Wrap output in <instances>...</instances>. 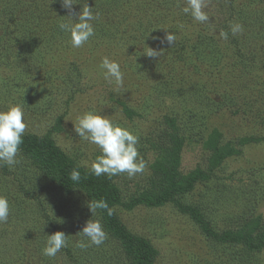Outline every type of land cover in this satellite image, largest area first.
I'll use <instances>...</instances> for the list:
<instances>
[{"label":"rangeland","instance_id":"1","mask_svg":"<svg viewBox=\"0 0 264 264\" xmlns=\"http://www.w3.org/2000/svg\"><path fill=\"white\" fill-rule=\"evenodd\" d=\"M76 2L77 12L86 3L100 13L80 48L57 27L69 15L60 0H0V110L21 106L24 135L49 137L88 172L101 153L75 133L78 116L100 114L138 136L146 170L109 177L120 194L111 208L149 242L152 264H264V246L247 244L264 231V0H208L210 24L185 15L186 0ZM154 16L156 27L147 21ZM237 22L242 33L219 38ZM166 32L172 45L161 42ZM147 47L159 55L146 56ZM105 57L120 64L119 91L103 78ZM18 159L0 166L10 204L0 264H130L101 215L91 216L85 191L65 192L21 150ZM168 174L177 203L157 198ZM89 219H100L108 238L82 250ZM56 231L68 244L49 258L41 250Z\"/></svg>","mask_w":264,"mask_h":264},{"label":"clouds","instance_id":"2","mask_svg":"<svg viewBox=\"0 0 264 264\" xmlns=\"http://www.w3.org/2000/svg\"><path fill=\"white\" fill-rule=\"evenodd\" d=\"M61 6L69 13L64 16L67 19L57 24L58 29L66 33L72 48H80L95 36L93 21L97 20L100 13L93 10L86 3L75 11L73 5L76 0H60ZM208 0H186L185 6L181 11L189 15L199 24H210ZM73 17H76L74 22ZM243 25L240 23H230L228 31H221L219 38L227 40L229 33L236 36L242 33ZM176 41L173 32H166L162 43L167 42L172 45ZM148 57H157V50L147 47L145 53ZM103 78L108 83L114 85V89L119 91L123 87L124 74L120 64L114 60L105 57L102 60ZM27 124L24 120V111L19 105H11L6 109L0 110V166L14 167L20 161L18 153L23 143V136ZM75 133L85 141L94 144L99 149L101 155L91 163V173L99 176H117L126 173L129 178L142 174L146 170V163L139 156L136 145L138 136L134 135L127 128L115 124L103 115L93 112H86L77 117V123L74 127ZM80 172L73 169L69 174V179L73 182H79ZM91 216L97 215L98 210H103L107 215L113 214L108 202L101 198L100 200H91L88 204ZM10 215V204L7 197L0 195V224L6 223ZM79 234L84 238L76 243V247L86 249L91 246H100L108 238L106 231L100 219H89L85 222ZM64 232L56 231L47 235L45 246L42 248V255L49 258L55 257L62 248H66L68 241Z\"/></svg>","mask_w":264,"mask_h":264},{"label":"trees","instance_id":"3","mask_svg":"<svg viewBox=\"0 0 264 264\" xmlns=\"http://www.w3.org/2000/svg\"><path fill=\"white\" fill-rule=\"evenodd\" d=\"M147 21L151 24H155L156 27L159 19L157 16H154L149 17ZM152 30L153 32H156L154 27H152ZM186 39L187 38L183 37L180 40L179 46L181 50L189 45V43H186ZM196 48L197 50L199 49V47ZM20 150L25 155L31 157L36 166L48 178L57 182L65 192L70 191L73 188H80L85 191L86 195L92 200H100L101 198L105 199L110 207L119 201L120 194L118 190L110 184L109 177L104 175L102 177H97L84 168L72 163L68 159L66 153L55 145L54 141L49 137H39L35 134L24 135ZM73 169H77L80 172L81 178L79 182H73L69 179V174ZM166 178L168 181L163 186L161 194L157 196L161 202L176 200L175 193L178 189L176 177L174 174H168ZM189 185L181 189L189 190L192 186ZM179 206L181 210L186 209L189 213H192L193 216L195 215L194 217H197V212L194 211V208L181 204H179ZM98 213L101 215L109 231L121 242L125 254L128 255L130 264L153 263V251L150 248L149 242L145 238L135 236L128 232L114 213L111 216L107 215L103 210H98ZM260 233L262 237L261 243L252 244V242L247 241L248 246H256L258 249L264 246V231Z\"/></svg>","mask_w":264,"mask_h":264}]
</instances>
